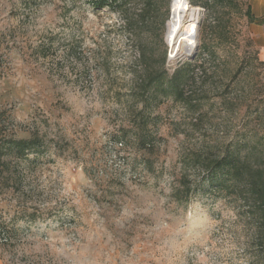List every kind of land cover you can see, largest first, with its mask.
Masks as SVG:
<instances>
[{
	"label": "rangeland",
	"instance_id": "374dc122",
	"mask_svg": "<svg viewBox=\"0 0 264 264\" xmlns=\"http://www.w3.org/2000/svg\"><path fill=\"white\" fill-rule=\"evenodd\" d=\"M94 1L0 0V128L42 138L1 154L0 264H264V218L202 166L264 135L248 0H185L198 43L174 58L173 0H132L128 27Z\"/></svg>",
	"mask_w": 264,
	"mask_h": 264
},
{
	"label": "trees",
	"instance_id": "16d2710c",
	"mask_svg": "<svg viewBox=\"0 0 264 264\" xmlns=\"http://www.w3.org/2000/svg\"><path fill=\"white\" fill-rule=\"evenodd\" d=\"M131 1L95 0L93 4L98 8H119V12L124 17V23L128 27L133 20V16L129 15L128 8ZM191 3L197 4L196 0H191ZM247 15L251 22L255 20L249 7L247 8ZM193 65L191 62H187L183 67L176 69L171 76V86L178 98L184 97L181 88L182 79L186 76L184 68H191ZM156 81H162V74L160 72L149 73L146 84L151 85ZM144 93L145 91H143ZM252 135L253 133L245 135V139L249 140L231 141L224 146L222 153L214 152L212 156L208 157L202 165L205 175L203 181L210 187L217 189L240 188L241 198L254 207L255 211L264 218V135L258 136L257 133H254L253 138ZM41 146L42 138L37 133L32 132L29 137H18L13 131L9 134L0 128V170L10 168L11 161L3 159L1 156L5 148L13 153L14 161L20 162L30 153L38 152ZM242 147L245 148L244 151H242ZM187 188L189 191L191 187ZM181 194L180 190L176 191V199H182Z\"/></svg>",
	"mask_w": 264,
	"mask_h": 264
},
{
	"label": "bare ground",
	"instance_id": "6f19581e",
	"mask_svg": "<svg viewBox=\"0 0 264 264\" xmlns=\"http://www.w3.org/2000/svg\"><path fill=\"white\" fill-rule=\"evenodd\" d=\"M172 18L168 23L167 40L170 57L191 56L198 43L201 10L185 0H173Z\"/></svg>",
	"mask_w": 264,
	"mask_h": 264
},
{
	"label": "crops",
	"instance_id": "0c3cea01",
	"mask_svg": "<svg viewBox=\"0 0 264 264\" xmlns=\"http://www.w3.org/2000/svg\"><path fill=\"white\" fill-rule=\"evenodd\" d=\"M248 7L255 17L251 27L257 38L259 60L264 63V0H248Z\"/></svg>",
	"mask_w": 264,
	"mask_h": 264
}]
</instances>
